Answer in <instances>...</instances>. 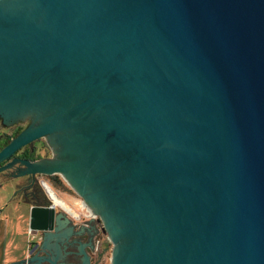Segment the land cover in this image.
Segmentation results:
<instances>
[{"label": "water", "instance_id": "1", "mask_svg": "<svg viewBox=\"0 0 264 264\" xmlns=\"http://www.w3.org/2000/svg\"><path fill=\"white\" fill-rule=\"evenodd\" d=\"M0 118V179L59 175L111 264H264V0H0Z\"/></svg>", "mask_w": 264, "mask_h": 264}, {"label": "rangeland", "instance_id": "2", "mask_svg": "<svg viewBox=\"0 0 264 264\" xmlns=\"http://www.w3.org/2000/svg\"><path fill=\"white\" fill-rule=\"evenodd\" d=\"M2 118H0V133L6 132L11 133L16 130V124L2 125ZM47 143L44 139L43 143H40L36 146V155L41 157H47ZM57 174H53L51 176H46L43 181L38 183V187L40 188V193L43 197L37 199L34 198L33 194L29 191L26 185V178L22 176H8L6 178L0 179V210L11 212L15 214L17 212L16 209L23 206L22 201H26V199L35 200V202H41L44 205L50 206L53 204L52 196L49 191V187L54 191V193L65 201V203L74 211L69 212L65 208L60 205H56L57 212H62L64 217L69 219V224L65 227V233H73L71 236V241L69 244L70 251L78 250L79 247H85L84 255L88 260V264H111L112 254H113V243L111 242L110 235L107 230H105L106 221L104 218L100 216L97 211L89 207V205L85 202V199L80 196V194L76 193L63 179V184L56 183L53 180V177ZM49 186L45 187V184ZM91 211L94 212V215L91 214ZM17 218V217H15ZM65 218V220H66ZM12 223L15 227H19L20 222L18 219H12ZM31 224L29 222L30 230ZM58 230V221L55 225ZM36 230H33V232ZM30 235V244L34 247L38 244L42 243V232L38 231L33 234L29 232ZM75 239L80 240L79 243H74ZM80 246V248H81ZM68 260L73 262L76 260V264H85V260L82 255H74L70 254L68 256Z\"/></svg>", "mask_w": 264, "mask_h": 264}, {"label": "crops", "instance_id": "3", "mask_svg": "<svg viewBox=\"0 0 264 264\" xmlns=\"http://www.w3.org/2000/svg\"><path fill=\"white\" fill-rule=\"evenodd\" d=\"M23 202V208L20 207L15 214L11 212L0 210V264H51L48 261H39L33 258L37 257L43 259L45 257L54 261L55 264H76V260L70 262L68 256H65L64 251L68 253H80V246L78 250L70 251L69 243L73 233H65V227L69 224V219L64 217L62 212H57L56 220L58 221L57 228L54 231H41L42 243H40L36 250L32 251L34 247L30 244V233L34 229L28 231L29 222L31 224V210L33 205L47 206L41 202H35L33 198L26 199ZM59 203L58 201H55ZM56 206V205H55ZM2 207V206H0ZM56 208V207H55ZM17 217V218H15ZM66 218V220H65ZM12 219H18L20 222L19 227H15ZM79 243V239H75L74 243ZM79 255V254H74Z\"/></svg>", "mask_w": 264, "mask_h": 264}, {"label": "flooded vegetation", "instance_id": "4", "mask_svg": "<svg viewBox=\"0 0 264 264\" xmlns=\"http://www.w3.org/2000/svg\"><path fill=\"white\" fill-rule=\"evenodd\" d=\"M24 128H26V127H24ZM24 128H22V127H20L19 125H17L16 126V130L14 131V132H12V133H14V134H18L20 131H22ZM3 133H6V132H3ZM16 134V135H17ZM44 142V138H42V139H39V140H37V141H35L33 144H30V145H28V146H26V147H28V149L31 151V152H33V150L35 149L36 150V146L38 145V144H40V143H43ZM25 148V147H24ZM21 150H23V148L21 149ZM21 150H19L18 152H17V154H16V157H19V158H23V157H21V154H22V152H21ZM47 154H49L47 157H41V156H39L37 159H35V161L36 160H40V159H42V158H51L52 156H53V154L50 152V150L49 149H47ZM35 153V155H36V151L34 152ZM37 156V155H36ZM24 159H28V158H24ZM10 160H8V161H6V162H4L3 164H5V163H7V162H9ZM16 166L17 165H15L13 168V170H9L8 171V173H12V174H16L15 172V169H16ZM16 170H18V169H16ZM14 172V173H13ZM2 174V173H1ZM7 174V173H6ZM46 176H51V175H44V174H35V175H25V176H22V177H25L26 178V183L28 184V185H26L27 186V188L29 189V191L31 192V194H33V196H34V198H37V199H40V198H42V200H44L43 199V197H42V195H41V193H40V188L38 187V183L40 182V181H43L44 180V178H46ZM49 191H50V194H51V196H52V198H53V200H55V201H58L60 204H61V206L63 207V208H66L68 211H70V212H72L73 210L65 203V202H63V200H60L59 199V197L54 193V191L49 187ZM51 212H49V217H50V214ZM39 225V228H42L41 230L42 231H44V230H46V229H49L50 227H52V223H51V221H50V219L48 220V221H46L45 223H39L38 224ZM86 248H87V246H85Z\"/></svg>", "mask_w": 264, "mask_h": 264}, {"label": "trees", "instance_id": "5", "mask_svg": "<svg viewBox=\"0 0 264 264\" xmlns=\"http://www.w3.org/2000/svg\"><path fill=\"white\" fill-rule=\"evenodd\" d=\"M16 134H14V133H12V134L11 133H9V134L8 133H0V148L5 146L10 141V139L13 138ZM47 149H48V147H47ZM35 151L36 150L34 149L33 152H31L28 149V147H25V148H23V150H21V152H22L21 157L28 158L30 160H35L39 157V156L35 155V153H34ZM53 180H54V182L60 183L61 185L64 182L59 175H55L53 177Z\"/></svg>", "mask_w": 264, "mask_h": 264}, {"label": "bare ground", "instance_id": "6", "mask_svg": "<svg viewBox=\"0 0 264 264\" xmlns=\"http://www.w3.org/2000/svg\"><path fill=\"white\" fill-rule=\"evenodd\" d=\"M46 186H48L47 184H46ZM49 187V186H48ZM60 200H62L61 198H59ZM54 202H55V200H54ZM63 202H65L64 200H63ZM55 205H60L61 206V204L60 203H56L55 202ZM66 209V208H65ZM67 210V209H66ZM68 211V210H67ZM70 212V211H69ZM73 213H74V211H72ZM91 214H93L94 215V212L93 211H91Z\"/></svg>", "mask_w": 264, "mask_h": 264}, {"label": "built area", "instance_id": "7", "mask_svg": "<svg viewBox=\"0 0 264 264\" xmlns=\"http://www.w3.org/2000/svg\"><path fill=\"white\" fill-rule=\"evenodd\" d=\"M44 184H46V182H43Z\"/></svg>", "mask_w": 264, "mask_h": 264}]
</instances>
